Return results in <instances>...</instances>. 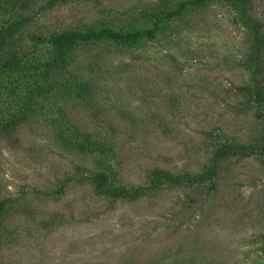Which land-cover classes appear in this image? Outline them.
<instances>
[{"label":"rangeland","instance_id":"obj_1","mask_svg":"<svg viewBox=\"0 0 264 264\" xmlns=\"http://www.w3.org/2000/svg\"><path fill=\"white\" fill-rule=\"evenodd\" d=\"M186 1L38 0L35 30L157 31L77 48L74 69L97 87L65 108L78 144L58 138L52 99L0 138V264H264V104L252 56L262 44L264 67V0L150 16ZM212 169L200 182L151 185L158 171ZM102 174L112 189L143 188L103 194Z\"/></svg>","mask_w":264,"mask_h":264},{"label":"trees","instance_id":"obj_2","mask_svg":"<svg viewBox=\"0 0 264 264\" xmlns=\"http://www.w3.org/2000/svg\"><path fill=\"white\" fill-rule=\"evenodd\" d=\"M59 1L48 0V7L56 6ZM205 0H187L174 10L163 9L162 15L152 12L155 23L165 16L182 15L189 5L197 6ZM240 1V0H234ZM242 1V0H241ZM38 0H0V138L15 134L22 122L37 116L39 112L49 110L45 100L52 99L62 115L54 119L58 138L64 145L73 146L74 132L67 121L65 108L74 98L85 100L97 89L95 77H85L83 72L74 69L77 48L89 44H116L130 46L144 36L154 38L155 28L124 30L111 26L67 28L63 30H35L33 13L44 9L45 5L35 9ZM237 3V2H236ZM33 12V13H32ZM263 42L262 40H260ZM262 44L252 54L254 71L261 79L257 81L256 94L261 104H264V67L259 64ZM91 67L98 63L89 64ZM10 91V93H9ZM53 105V104H52ZM86 142V141H85ZM84 141L80 146L87 149ZM229 145H223L218 151V158L231 152ZM215 169L208 174L192 177L189 173L174 177L166 171H158L152 178L151 185L156 186L162 180L173 183L200 182L203 178H213ZM108 177L101 175L99 190L103 194L119 197L128 195L139 196L143 187H137L132 192L126 189H112L107 185ZM0 201V212L4 211Z\"/></svg>","mask_w":264,"mask_h":264}]
</instances>
